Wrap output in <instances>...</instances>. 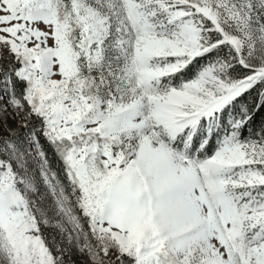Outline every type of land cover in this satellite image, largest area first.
<instances>
[{
  "label": "snow or ice",
  "instance_id": "1",
  "mask_svg": "<svg viewBox=\"0 0 264 264\" xmlns=\"http://www.w3.org/2000/svg\"><path fill=\"white\" fill-rule=\"evenodd\" d=\"M66 256L264 264V0H0V264Z\"/></svg>",
  "mask_w": 264,
  "mask_h": 264
},
{
  "label": "rangeland",
  "instance_id": "2",
  "mask_svg": "<svg viewBox=\"0 0 264 264\" xmlns=\"http://www.w3.org/2000/svg\"><path fill=\"white\" fill-rule=\"evenodd\" d=\"M5 135H7V134L5 133ZM45 234L49 238H51L53 236H57V232H56V230L54 228H46L45 229ZM57 238H58V236H57ZM73 257H75L76 258V261L78 260V262L81 259V257H79L78 255L75 254V250H73ZM65 261H66V264H68V258H67V256L65 257Z\"/></svg>",
  "mask_w": 264,
  "mask_h": 264
},
{
  "label": "trees",
  "instance_id": "3",
  "mask_svg": "<svg viewBox=\"0 0 264 264\" xmlns=\"http://www.w3.org/2000/svg\"><path fill=\"white\" fill-rule=\"evenodd\" d=\"M73 259H74V260H76V258H75V257H73ZM77 262H78V260H77Z\"/></svg>",
  "mask_w": 264,
  "mask_h": 264
}]
</instances>
